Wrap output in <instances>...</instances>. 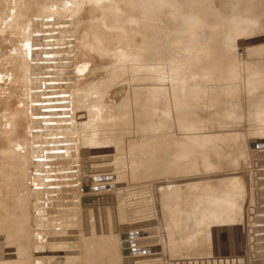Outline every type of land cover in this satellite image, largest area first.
Wrapping results in <instances>:
<instances>
[{
    "label": "rangeland",
    "instance_id": "obj_1",
    "mask_svg": "<svg viewBox=\"0 0 264 264\" xmlns=\"http://www.w3.org/2000/svg\"><path fill=\"white\" fill-rule=\"evenodd\" d=\"M64 1L0 0V264H32L34 254L39 264H264V0H206L191 24L186 12L172 21L184 0ZM156 3L170 8L157 15ZM154 29L164 36L147 44ZM216 41L225 48L218 61L212 53ZM65 45L68 59L59 49ZM173 59L180 61L176 70ZM139 72L146 77L134 92L129 76ZM130 91L143 98L123 109ZM174 91L181 109H170ZM75 106L81 109L75 112ZM39 112L41 122L35 120ZM181 121L200 130L190 133ZM86 134L103 145L113 140L115 147L102 151L96 139L95 148L82 147ZM56 137L68 146L42 156ZM191 138L197 151L184 155ZM76 145L84 151L80 157L96 158L95 167L87 157L89 163L59 161L64 152L79 150ZM180 155L188 157L181 161ZM88 168L100 172L86 176ZM111 174L119 180L108 181L105 175ZM53 179L54 187L44 189ZM78 187H91V197L78 198L69 223L59 215L49 223L41 214L47 204L42 199L56 198L65 188L70 192L61 198L71 199ZM107 221L115 224L114 232L104 231ZM36 224L52 227L49 242L26 240ZM209 233L214 240L206 247ZM115 247L122 251L117 256ZM28 248L32 254L24 260Z\"/></svg>",
    "mask_w": 264,
    "mask_h": 264
},
{
    "label": "bare ground",
    "instance_id": "obj_2",
    "mask_svg": "<svg viewBox=\"0 0 264 264\" xmlns=\"http://www.w3.org/2000/svg\"><path fill=\"white\" fill-rule=\"evenodd\" d=\"M36 1V0H35ZM66 1V0H65ZM64 1V2H65ZM79 1V0H78ZM93 2H96V0L94 1V0H92ZM98 2H99V0H97ZM104 1V0H103ZM176 1V0H175ZM178 1V0H177ZM181 1V0H180ZM184 1H186V0H184ZM183 1V3L181 4L182 6H180L179 7V11H176V13H174L173 14V20L172 21H176V19H177V16H178V14L180 15V13H182V12H186L187 13V15H186V18H188V22L190 23H192V22H195V21H197L196 20V18L198 17V16H196V11H197V6H198V4H201V3H203V2H205L206 0H199V1H197V2H192L191 4H190V2H184ZM188 1H190V0H188ZM193 1H195V0H193ZM211 1H213V0H209V2H211ZM2 2V1H1ZM63 2V3H64ZM98 2H96V3H93V4H97ZM164 2V1H163ZM166 2V1H165ZM21 3V2H20ZM24 3V2H23ZM47 3V2H46ZM78 3V2H77ZM112 3V2H111ZM110 3V4H111ZM172 3H174V2H171L170 4H172ZM16 4H18V2H16ZM22 4V3H21ZM65 4V3H64ZM168 4V3H167ZM167 4H165V3H163V5L162 6H160V4L158 5L157 3H156V5L154 6V7H156V11H155V13L158 15V14H162L164 11H165V9L166 8H170V5L168 6ZM257 5V2L255 1H253V3H252V6L253 5ZM2 5H3V3H2ZM5 5V4H4ZM14 5H15V3H14ZM56 5H57V3H56ZM175 5H176V2H175ZM255 5V6H256ZM261 5L262 6H264V3H261ZM19 6V5H18ZM82 6V5H81ZM168 6V7H167ZM172 6V5H171ZM185 8H184V7ZM28 7H29V5H28ZM49 7V6H48ZM183 7V8H182ZM15 9H16V6L14 7ZM112 8H114V6L112 5ZM172 8V7H171ZM11 9V8H10ZM13 9V8H12ZM14 9V10H15ZM110 8H108V10H109ZM114 10V9H113ZM117 10H119V9H117ZM188 10V11H187ZM16 11H17V9H16ZM48 11H50V9L48 10ZM9 12V11H8ZM53 12V11H52ZM111 12V10L109 11V13ZM11 13V12H10ZM115 13V12H114ZM20 14V13H19ZM47 14H49V12L47 13ZM147 14H148V12H147ZM15 15H18V14H15ZM14 15V16H15ZM28 15V14H27ZM149 15V14H148ZM240 15V14H239ZM13 16V17H14ZM20 16H21V14H20ZM26 16V15H25ZM29 16V15H28ZM189 16V17H188ZM238 17V19H239V16H237ZM26 18V17H25ZM57 18V17H56ZM133 18V17H132ZM203 18V20H201V21H208L207 20V18L206 17H202ZM253 18V17H252ZM226 19V18H225ZM19 20V19H18ZM24 20V19H23ZM22 20V21H23ZM26 20V19H25ZM28 20V19H27ZM27 20L24 22V24H26V22H27ZM29 20H30V18H29ZM31 20H32V17H31ZM128 20L129 19H127V23H129L128 22ZM20 21V20H19ZM103 22V21H102ZM125 22V23H126ZM131 22V21H130ZM135 22H137V21H135ZM187 22V21H186ZM234 22H235V20H234ZM20 23V22H19ZM28 23H30V22H28ZM28 23H27V26L25 27V29L26 28H28ZM122 23V22H121ZM190 23V24H191ZM233 23V22H232ZM213 24V23H212ZM6 25H7V23H6ZM200 25V24H199ZM227 25V24H226ZM264 26V25H263ZM7 27V26H6ZM10 28H11V26H9ZM24 27V26H23ZM31 27V26H30ZM209 27V26H208ZM2 28V27H1ZM13 28H15V27H13ZM32 28H33V26H32ZM69 28H71V26L69 27ZM69 28H68V30H69ZM118 28H119V26H118ZM154 28V27H153ZM159 28V27H158ZM5 29H7V28H4V30ZM31 28H29L28 30H30ZM72 29V28H71ZM1 30V29H0ZM8 30V29H7ZM16 29H14V31H15ZM21 30V29H20ZM24 30V29H23ZM22 30V31H23ZM27 29H26V31H28ZM211 30V29H210ZM213 30L214 29H212V32H213ZM2 31V30H1ZM11 31V30H10ZM13 31V30H12ZM17 31H19V30H17ZM26 31H24V33H26ZM71 31V30H70ZM30 32V31H29ZM109 32V31H108ZM207 32V31H206ZM251 32V31H250ZM5 33H7V32H5ZM15 33V32H14ZM31 33V32H30ZM64 33V32H63ZM69 33V32H68ZM94 33V32H93ZM151 33V35H149V37H148V42H147V44H149L150 42H153L154 41V39L157 37V39H159L160 37H162V36H164V33L162 34L161 32H160V30H156V29H154L153 31H151L150 32ZM208 33V32H207ZM206 33V34H207ZM247 33V32H246ZM8 34V33H7ZM10 34H11V32H10ZM19 34V33H18ZM14 35V34H13ZM16 35H17V33H16ZM19 35H22V34H19ZM28 35H30L29 33H28ZM62 35V34H61ZM64 35H66V33L65 34H63V36ZM115 35V34H114ZM241 35H242V33H241ZM247 35V34H246ZM6 36H8V35H6ZM15 36V35H14ZM24 36H25V34H24ZM27 36V35H26ZM81 36V35H80ZM85 36H86V34H85ZM93 36L94 37H96V35L95 34H93ZM146 36V35H145ZM243 36V35H242ZM10 37V36H9ZM11 37H13L12 35H11ZM16 37V36H15ZM22 37H23V35H22ZM116 37H118V36H116ZM115 37V38H116ZM147 37V36H146ZM5 39H6V37H4ZM3 38V39H4ZM19 38V37H18ZM27 38H29V37H27ZM81 38V37H80ZM245 38V37H244ZM79 39V38H78ZM84 39H85V37H84ZM113 39V38H112ZM111 39V40H112ZM137 39V38H136ZM212 38H210V40L207 42V43H212L211 40ZM223 39V38H222ZM246 39V38H245ZM7 40H10V38L9 39H7ZM13 40V39H12ZM11 40V41H12ZM15 40V39H14ZM98 40V39H97ZM138 40V39H137ZM208 40V39H207ZM248 40V39H247ZM56 42V40H53V42ZM218 41V40H217ZM217 41H216V45H214L215 46V49H214V51L212 52L213 53V55H214V58H215V60H220V58L221 57H219L218 55L220 54V52H221V50H224V49H222L223 48V45H221V44H218L217 43ZM256 40H254V42H255ZM253 42V41H252ZM9 43H10V41H9ZM93 43H95V41L93 42ZM97 43H100V42H96L95 44H96V46H97ZM111 43V42H110ZM141 43V42H140ZM206 43V42H205ZM261 42H259V44H260ZM52 44H54V43H52ZM18 45V44H17ZM99 45V47H100V44H98ZM258 45V44H257ZM52 46V45H51ZM72 46V45H71ZM96 46L94 45V46H92V47H94V48H96ZM115 46V45H114ZM255 46V45H254ZM260 46H263V48H264V45H260ZM15 47H16V45H15ZM14 47V48H15ZM40 47H42V46H40ZM49 47V46H48ZM61 47V46H60ZM65 48V51H64V49H63V47H62V49L61 48H59L62 52H65V53H63V54H61L60 55V57L62 56V57H67L65 54H66V51L68 50V48H67V46L65 45L64 46ZM17 48V47H16ZM44 48H45V46H44ZM19 49V48H18ZM100 49H101V47H100ZM103 49V48H102ZM101 49V50H102ZM116 49V48H115ZM207 49V48H206ZM52 50V47H51V49H50V51ZM105 50V49H104ZM48 51H49V48H48ZM220 51V52H219ZM225 51V50H224ZM47 52V51H46ZM75 52V51H74ZM117 52V51H116ZM49 53V52H48ZM53 53H55V52H53V50L50 52V54L49 55H51L52 54V56H53ZM57 53V52H56ZM69 53V52H68ZM72 53V52H71ZM58 54V53H57ZM77 54H78V52H77ZM221 54H223V53H221ZM226 55V54H225ZM52 56H50V58L52 57ZM55 56V55H54ZM53 56V57H54ZM69 56H71L70 54H69ZM68 56V57H69ZM217 56V57H216ZM238 56V55H237ZM241 56H243V54H241ZM245 56H246V54H245ZM59 57V56H58ZM68 57H67V59H68ZM248 59V58H247ZM51 60V59H50ZM114 60H115V58H114ZM237 60V59H236ZM52 61H54L53 59H52ZM51 61V62H52ZM62 61V60H61ZM63 62V61H62ZM150 62H151V59L150 60H147L146 62H144V64H143V67L142 68H146V67H148L149 65H150ZM184 62V61H183ZM178 63H180V61H177V59H173V61H172V64H171V66L172 67H174V64L178 67L179 65H177ZM237 63H241L240 62V60H239V62H237ZM86 64V63H85ZM86 66V65H85ZM238 66V65H237ZM23 67V66H22ZM29 68V67H28ZM61 68V67H60ZM174 69H175V67H174ZM176 69H178V68H176ZM175 69V70H176ZM21 70H23V69H21ZM26 70H28V72H30L29 71V69H26ZM25 70V71H26ZM31 70V69H30ZM169 70V69H168ZM174 70V71H175ZM21 72L24 76H26L27 74H29V73H26V72ZM170 72H172L173 73V71H171V70H169ZM107 72V71H106ZM176 72V71H175ZM25 73H26V75H25ZM107 74H108V72H107ZM107 74H104V75H106L107 76ZM170 74V73H169ZM169 74H167V75H169ZM125 75V74H124ZM123 75V76H124ZM185 75V74H184ZM106 76H105V78H106ZM123 76H121V78L123 77ZM158 76V75H157ZM130 77V78H129ZM128 78L131 80V81H129V82H131V84H132V86H134L135 87V90H134V92L138 89V87L140 86H142V84H141V82H143V80H145V79H143L144 77H146L144 74H140V72H139V74H138V76H133V75H131V76H129ZM172 77V76H171ZM170 77V78H171ZM148 78V77H147ZM162 78H163V76H162ZM169 78V79H170ZM6 79V78H5ZM101 79H104V77L103 78H101ZM122 79H124V78H122ZM148 79H150V78H148ZM127 80V79H126ZM164 80V79H163ZM28 81V80H27ZM171 81V80H170ZM151 82V81H150ZM29 83V82H28ZM106 83V82H105ZM163 83H164V81H163ZM108 84V83H107ZM152 84V83H151ZM28 85V84H27ZM26 85V86H27ZM106 85V84H105ZM109 85V84H108ZM107 85V86H108ZM30 86H31V83H30ZM2 87V86H1ZM4 87V86H3ZM101 87H102V85H101ZM31 88V87H30ZM103 88V87H102ZM107 88V87H106ZM132 88V87H131ZM177 88V87H176ZM133 89V88H132ZM101 90V89H100ZM104 91H105V89H104ZM131 92V91H130ZM134 92H133V94H134ZM196 92H198V95H199V92H201V91H199V90H197ZM204 92V91H203ZM175 93H177L176 91H174V99H173V101H171V103H169L170 105V109L172 108V109H179L181 106H182V104H183V101H179V100H177V96L175 95ZM202 93V92H201ZM5 94H7V92L5 93ZM103 94V93H102ZM131 94H132V92H131ZM131 95L130 97H128V98H126V100L124 101V108L123 109H127L128 107H130V106H132V105H129V104H133L136 100H139L140 98H143V95H140V94H137V93H135L134 95ZM194 94H196V93H194ZM202 94H204V93H202ZM40 95V94H39ZM137 95V96H136ZM83 96H84V94H83ZM136 96V98H134ZM189 97H191L192 99L191 100H194L193 99V97L195 98V96H193L192 95V93H190L189 95H188ZM207 96V95H206ZM95 97V95H93V98ZM145 97V96H144ZM171 97H172V95H171ZM34 98V97H33ZM178 98H180V97H178ZM196 98H197V96H196ZM96 99V98H95ZM181 99V98H180ZM204 99H207L206 97L204 98ZM203 99V100H204ZM208 99H209V97H208ZM207 99V100H208ZM35 100H37V99H35ZM34 99L33 100H31V102H30V104H34L36 101H35ZM203 100H202V102H203ZM198 101V100H197ZM201 101V100H200ZM206 101V100H205ZM208 101H211V100H208ZM75 102H77L76 100H75ZM94 103V102H93ZM99 103H100V101H99ZM27 104V103H26ZM101 104V103H100ZM92 105V104H91ZM93 106V105H92ZM31 107V106H30ZM94 107V106H93ZM96 107H98V106H96ZM100 107V106H99ZM104 107V106H103ZM26 108H28L27 106H26ZM75 109H74V111L75 112H78V110H80L81 108H80V106H75L74 107ZM183 108V107H182ZM169 109V110H170ZM181 109V108H180ZM89 110V109H88ZM87 110V111H88ZM100 110V109H99ZM175 111V110H174ZM100 111H98L97 112V116H98V113H99ZM155 112V111H154ZM171 112V111H170ZM89 113V112H88ZM103 113V112H102ZM101 113V114H102ZM130 113V112H129ZM128 113V114H129ZM164 114H165V112H163ZM168 113H169V111H168ZM41 112H39L38 113V115L37 116H35V120L36 121H40L41 122ZM100 114V115H101ZM94 115V114H93ZM114 115V114H113ZM113 115H111V117L113 116ZM174 115V114H173ZM198 115V114H197ZM201 115V114H200ZM105 116V115H104ZM101 117H103V115L101 116ZM106 117V116H105ZM114 117V116H113ZM144 118H145V116H144ZM147 118V117H146ZM156 118V117H155ZM197 118V117H196ZM85 120H86V118H84ZM136 119V118H135ZM139 119H141V118H139ZM138 119V120H139ZM22 120V119H21ZM20 120V121H21ZM90 120V119H89ZM95 120V117H94V119H93V121ZM125 120V119H124ZM95 121H97V120H95ZM137 121V120H136ZM141 121V120H140ZM147 121V120H146ZM154 121V120H153ZM26 122V121H25ZM83 122H84V120H83ZM82 122V123H83ZM99 122V121H98ZM101 122V121H100ZM145 122V121H144ZM18 123H20V122H18ZM29 123V122H28ZM39 123V122H38ZM57 123H58V121H57ZM82 123H80V124H82ZM85 123H88L87 121L85 122ZM85 123H84V126H86L85 125ZM102 123V122H101ZM104 123V122H103ZM137 123H138V121H137ZM159 123V122H158ZM161 123V122H160ZM181 127H183V128H186V129H188L189 130V132L190 133H193V132H196L197 130H200L199 128H200V125H195V124H192V122H184V124H183V122L181 121ZM30 124V123H29ZM100 124V123H99ZM98 124V126H101V125H99ZM105 124V123H104ZM103 124V125H104ZM107 124V123H106ZM127 124V123H126ZM129 124H130V122H129ZM134 124H135V122H134ZM153 124V123H152ZM165 124V123H164ZM178 124H180V123H178ZM3 125V124H2ZM79 125V124H78ZM108 125V124H107ZM110 125V124H109ZM137 125V124H136ZM159 125H161V124H159ZM166 125V124H165ZM164 125V126H165ZM61 126V125H60ZM75 126V125H74ZM83 126V125H82ZM82 126H80L79 125V127H80V129H81V127ZM92 125H90V127H91ZM96 126H97V124H96ZM95 126V127H96ZM132 126V124H130V127ZM143 126H144V123H143ZM153 126H155V124L153 125ZM164 126H162V128H164ZM31 127H32V125H31ZM76 127L78 128V126H77V124H76ZM93 127H94V125H93ZM105 127V126H104ZM109 127V126H108ZM113 127H114V125H113ZM127 127H129L128 125H127ZM126 127V128H127ZM136 127V126H135ZM146 127V126H145ZM230 128H228L227 130L228 131H231V126H229ZM53 128V127H52ZM88 128V127H87ZM92 128V127H91ZM132 128H134V127H132ZM159 128H161V127H159ZM161 128V129H162ZM210 128V127H209ZM215 128H217L216 126H215ZM95 129V128H94ZM111 129V128H110ZM145 129V128H144ZM154 129L156 130V126L154 127ZM160 129V130H161ZM83 130V129H82ZM89 129H87V131H88ZM93 130V129H92ZM96 130V129H95ZM104 130V129H103ZM139 130V129H138ZM155 130H153V128H152V132L153 131H155ZM165 130V129H164ZM183 130V129H182ZM111 131V130H110ZM110 131H108V133L110 132ZM84 132V131H83ZM92 132V131H91ZM106 132V131H105ZM128 132V131H127ZM139 132V131H138ZM220 132V131H219ZM219 132H217V133H219ZM125 132L123 131V134H124ZM129 133H130V131H129ZM148 133V132H147ZM187 133H188V131H187ZM83 134H85V133H83ZM88 134V133H87ZM87 134H86V137L82 140V142H80L79 143V145L80 146H89L90 147V149L89 150H91V149H93V148H95V146L96 145H93V141L96 139V138H92L91 136H88L87 137ZM95 134V133H94ZM110 134V133H109ZM120 135H122L121 134V131H120V133H119ZM128 134V133H127ZM149 134H150V131H149ZM216 134V133H215ZM104 135H107V134H104ZM141 135V134H140ZM213 135H214V132H213ZM218 135V134H217ZM74 136V135H73ZM81 136V134L80 133H78V134H76V137H78L79 138V140H80V138H82V137H80ZM162 136V135H161ZM187 136V135H186ZM96 137V136H95ZM107 137H109V136H107ZM107 137H105L106 138V141H107ZM126 138V136L124 135V136H122V138ZM214 137V136H213ZM217 137V136H216ZM102 138V137H101ZM121 138V137H120ZM163 138H165V137H163ZM196 137H194V139H195ZM215 138V137H214ZM92 139H93V141H92ZM104 139V138H103ZM155 139H157V138H155ZM97 140V142H98V139H96ZM95 140V141H96ZM100 140H102V139H100ZM162 140V139H161ZM199 140V139H198ZM216 140V139H215ZM218 140V139H217ZM103 141V140H102ZM102 141H99L98 143H100V142H102ZM164 141V140H163ZM70 142V141H69ZM109 142V141H108ZM107 142V144H105V145H103V143H100V144H102L103 145V147H102V151H105V150H108V149H110V148H113L112 146H114L115 145V142H113V140L111 141V142H109L108 143ZM177 142V141H176ZM192 142H193V139L191 138V139H189L188 141H185V143H184V146L183 147H185L186 145L187 146H189V147H185L184 149H186V151H184V155H194L195 154V152L197 151V149L196 148H194L191 144H192ZM77 143V142H76ZM141 143V142H140ZM162 143V142H161ZM164 143V142H163ZM163 143H162V145H163ZM191 143V144H190ZM95 144V143H94ZM119 145H120V143H119ZM135 145V144H134ZM139 145V144H138ZM177 145V144H176ZM178 145H179V141H178ZM177 145V146H178ZM181 145V144H180ZM65 146H68V140H66V139H61L60 137H56V138H53L52 140H50L44 147H43V155L42 156H45V157H48L54 150H56L57 148H62V150H63V148L65 147ZM78 145H76V147H77ZM98 146H101V145H99L98 144ZM155 146V145H154ZM182 146V145H181ZM74 147V146H73ZM115 147V146H114ZM158 147H160V146H158ZM176 147V146H175ZM75 148V147H74ZM78 149L80 148V147H77ZM67 149V148H66ZM73 149V148H72ZM70 150V151H68V153H63V151H62V153L64 154V156H63V154L62 153H60V154H62V158L60 157V159H59V161L60 162H69V160L71 159V161H72V159L73 160H80V161H82V160H84L85 159V161L86 162H88V160H86V157H87V159L89 158V161H91L90 163H91V165H93L94 167H95V165L93 164V161L96 159H92V158H90V156L88 157V156H83L84 158H82V157H80L79 156V154L81 155V153H79V152H82L83 150H81V149H79V150H76V148L75 149H73V150ZM176 149V148H175ZM179 149H182V148H180V146H179ZM157 150V149H156ZM155 150V151H156ZM162 150V149H161ZM177 150H178V147H177ZM101 151V150H100ZM170 151V150H169ZM179 151V150H178ZM180 151H182V150H180ZM76 152H78V154H76ZM84 152V151H83ZM98 152V151H97ZM172 152V151H171ZM186 152V153H185ZM100 153H102V152H100ZM172 153H174V152H172ZM171 153V154H172ZM177 153V152H176ZM182 153V152H181ZM66 154V155H65ZM84 154H86V153H84ZM179 154V153H178ZM91 156H92V153L90 154ZM95 155V154H94ZM174 155V154H173ZM182 155V154H181ZM181 155H180V159H181ZM61 156V155H60ZM82 156V155H81ZM154 156V155H153ZM155 156H156V153H155ZM196 156V155H195ZM51 157V156H50ZM102 157H104V156H102ZM187 157L188 156H186V158L185 159H187ZM77 158V159H76ZM173 158V157H172ZM159 159V158H158ZM174 159V158H173ZM176 159H178V158H176ZM183 159V158H182ZM181 159V161H184V160H182ZM179 160V159H178ZM192 160V159H191ZM58 161V160H57ZM157 161V160H156ZM187 162H189V161H187ZM83 163L85 164V162L83 161ZM89 163V162H88ZM196 163V162H195ZM51 164H52V162H51ZM174 164V163H173ZM186 164H188V163H186ZM55 165H56V163H55ZM101 165V164H100ZM118 165V164H117ZM159 165V164H158ZM48 166V165H47ZM93 166H91L92 167V169L94 168ZM167 166V165H166ZM174 166H177V164L176 165H174ZM173 166V167H174ZM180 166V165H179ZM185 166V165H184ZM53 167V166H52ZM89 167V166H88ZM103 167V166H102ZM145 167V166H144ZM158 167H160V166H158ZM163 167H164V169H165V165H163ZM162 167V168H163ZM178 167V166H177ZM86 168H87V165H86ZM98 168V167H97ZM122 168H124V167H122ZM155 168H157L156 166H155ZM155 168H153V170L155 169ZM168 168V167H167ZM178 168H180V167H178ZM146 169V168H145ZM158 169V168H157ZM169 169V168H168ZM148 170V169H147ZM150 170V169H149ZM51 171V170H50ZM144 171V170H143ZM166 171V170H165ZM100 171H97L96 172V170L95 171H92V170H90V168H88V169H86V176L87 175H97L98 173H99ZM152 172V171H151ZM160 173L162 172V171H159ZM53 173H54V171H53ZM141 173H143L142 171H141ZM148 173V172H147ZM187 173H189V172H187ZM149 174H151L152 175V173H149ZM159 174V173H158ZM157 174V175H158ZM191 174L192 173H189V175L191 176ZM186 174H184V176H185ZM143 176V175H142ZM145 176H146V174H145ZM187 176V175H186ZM11 177V176H10ZM105 177L108 179V181H109V179L111 180V182L113 183L116 179L117 180H119V178H120V175L118 176V175H116L115 174V176L113 175V174H111V175H105ZM114 178V179H113ZM187 178V177H186ZM220 178V177H219ZM60 179H63V177L62 178H60ZM59 179V180H60ZM101 179V178H100ZM104 179V178H103ZM103 179H102V181H103ZM124 179V178H123ZM181 179V178H180ZM183 179V178H182ZM36 180V179H35ZM54 180V179H53ZM89 180H91V179H89ZM105 180V179H104ZM186 180V179H185ZM52 181V180H51ZM55 181H56V179L54 180V182L52 181V182H49V183H47L45 186H44V189H50L51 187H54V184L53 183H55ZM57 181H58V179H57ZM56 181V182H57ZM94 182V181H93ZM103 182H105V181H103ZM103 182H101L100 180H99V184H100V186L103 184V185H105L106 183H103ZM119 182H121V181H119ZM125 182V181H124ZM181 182V181H180ZM86 183H89L88 181L86 182ZM92 183V182H91ZM96 183V182H95ZM111 183V184H112ZM122 183V182H121ZM120 183V184H121ZM118 184V183H117ZM117 184H115L114 183V185L113 186H115V187H117V186H119V185H117ZM53 185V186H52ZM95 185H97V184H95ZM122 185H123V183H122ZM124 185H126L125 183H124ZM91 186H94V185H92L91 184ZM112 186V185H111ZM112 186V187H113ZM181 186H182V184H181ZM88 187V186H87ZM87 187H81V188H79V189H77V191H76V193L75 194H73L72 196H70L71 197V199L69 198V199H63V198H61V196H63L62 194H65V193H67L68 191H69V189L68 190H66L67 188H65V190H62L61 191V193H60V195L59 196H57L56 198L54 197V198H47V197H44L43 199H42V201H41V203H47L44 207H43V211H42V213L41 214H45L46 216L45 217H47L48 218V220L50 219L51 220V216L53 217L54 216V219H55V217L56 216H58L59 215V217L61 218V220H63V221H66V222H68L69 223V219H68V217H69V215H72L71 213H70V211H69V209L70 208H72L73 206H76V204L79 202V199L78 198H80V197H86V198H89V197H91V194L89 193V190H90V188H87ZM98 187V186H97ZM114 187V188H115ZM222 187V186H221ZM191 188V187H190ZM189 188V189H190ZM94 190H96V189H94ZM93 190V191H94ZM97 191H98V189H97ZM70 192V191H69ZM93 193V192H92ZM53 194V193H52ZM68 194V193H67ZM66 194V195H67ZM71 194V193H70ZM69 194V195H70ZM69 195H67V196H69ZM115 196H118V195H115ZM232 197V196H231ZM67 198V197H66ZM222 197H219V199L217 198V201H219L220 199H221ZM216 199V198H215ZM226 199V198H225ZM61 200H63V202L61 201ZM86 200V199H85ZM229 201V200H228ZM223 202H224V200H223ZM81 203H83V201H81ZM52 204H54V205H52ZM182 206H183V204H182ZM84 213V212H83ZM120 213V212H119ZM178 213V212H177ZM38 214H39V212H38ZM40 214V215H41ZM54 214H57V215H54ZM76 214V213H75ZM81 213H79V215H80ZM179 214V213H178ZM174 215V214H173ZM76 218H75V220H77V222H79L78 220L80 219H77L79 216H75ZM176 217V216H175ZM58 218V217H57ZM156 218H157V216H156ZM70 219H71V217H70ZM49 220V221H50ZM68 220V221H67ZM72 220H73V218H72ZM176 221V220H175ZM48 222V221H47ZM52 222V220L49 222V223H51ZM70 222H71V220H70ZM174 222V221H173ZM84 223V222H83ZM52 224V223H51ZM112 224H113V222L112 223H110L109 221H107V223H105L104 224V226H103V229H104V231L105 232H110V233H112V232H114L115 230L113 229V226H115V224L112 226ZM120 224V223H119ZM119 224H117V225H119ZM81 225V224H80ZM103 225V224H102ZM50 226V225H49ZM48 225H47V227L45 226H40V225H34V226H32L31 227V230H30V232H29V235L27 236V241L30 239V236H33L32 238H34V236H35V238L34 239H37L38 238V240H34L36 243H43V242H45L46 240L49 242V239L47 238V237H49V235L51 234L50 233V231H53V229H52V227H49ZM60 226V225H59ZM78 226H79V224H78ZM174 226H175V224H174ZM173 226V227H174ZM76 227V226H75ZM119 227H120V225H119ZM81 229V228H80ZM118 229V228H117ZM122 229V228H121ZM129 229V228H128ZM134 229V228H133ZM73 230V229H72ZM71 230V231H72ZM132 230V229H131ZM77 231V230H76ZM63 232V231H62ZM87 232V231H86ZM118 231H116L115 233H117ZM130 232V231H129ZM1 233V232H0ZM3 233V232H2ZM1 233V234H2ZM59 233V232H58ZM70 233V232H69ZM133 234L135 233V231L134 232H132ZM131 233V234H132ZM211 233V232H210ZM210 233L208 234V236H207V238H206V240H205V246L206 247H209V245L211 244V243H213V240H214V237H212L211 235H210ZM0 234V235H1ZM76 234V233H75ZM130 234V233H129ZM132 234V235H133ZM83 235V234H82ZM110 235V234H109ZM124 235V234H123ZM173 235V234H172ZM76 236H78V237H80L79 235H76ZM71 237V236H70ZM109 237V236H108ZM47 238V239H46ZM72 238H74V237H72ZM76 238V237H75ZM128 238V237H127ZM70 240V239H69ZM73 240H71V241H67V242H71V243H73L72 242ZM26 242V241H25ZM25 242L23 243V245L22 246H25L26 244H25ZM67 242H65L66 244H67ZM32 243V242H31ZM30 243V244H31ZM169 244V243H168ZM33 245H35V244H33ZM47 245H49V244H47ZM68 245V244H67ZM164 245H165V243H164ZM5 246V245H4ZM32 246V245H31ZM61 245H59V247H60ZM69 246V245H68ZM73 246V245H72ZM172 246V245H171ZM27 247V246H26ZM29 247V246H28ZM35 247V246H34ZM36 247H38V246H36ZM45 247V246H44ZM43 247V248H44ZM48 247V246H47ZM67 247V246H66ZM169 247V246H168ZM167 247V248H168ZM6 248H8V247H6ZM39 249H40V247H38ZM38 248H36V249H38ZM49 248H50V246H49ZM57 248V247H56ZM162 248H163V246H162ZM2 249V248H1ZM0 249V250H1ZM29 250H30V248H28ZM27 249V250H28ZM39 249H38V251L36 252V254H38V252H39ZM42 249V248H41ZM172 249V248H171ZM29 250H28V252L26 253V255H25V257L23 258L24 260L25 259H27V258H29L30 257V254H32V251L31 250H35L33 247H32V249L30 250V252H29ZM160 250V249H159ZM36 251V250H35ZM42 251V250H41ZM80 251V250H79ZM78 251V252H79ZM121 251V250H120ZM118 252V248L117 247H115L114 248V254H115V256H117V252L118 253H121V252ZM43 252V251H42ZM6 253H8V252H6ZM47 253V252H46ZM0 254H1V256H2V254L3 253H1V251H0ZM5 254V253H4ZM4 254H3V257H4ZM44 254V253H43ZM0 256V257H1ZM112 256V255H111ZM110 256V257H111ZM118 256H120V258H121V255L119 254ZM40 257V256H39ZM43 258V257H42ZM2 260H3V258H2ZM6 261V260H5ZM39 258H38V256H36L35 254H34V257L32 258V264H39ZM22 263H23V261H22ZM136 263V262H135Z\"/></svg>",
    "mask_w": 264,
    "mask_h": 264
}]
</instances>
